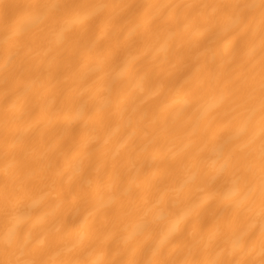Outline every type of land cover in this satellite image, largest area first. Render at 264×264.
Listing matches in <instances>:
<instances>
[{
    "label": "bare ground",
    "instance_id": "bare-ground-1",
    "mask_svg": "<svg viewBox=\"0 0 264 264\" xmlns=\"http://www.w3.org/2000/svg\"><path fill=\"white\" fill-rule=\"evenodd\" d=\"M0 264H264V0H0Z\"/></svg>",
    "mask_w": 264,
    "mask_h": 264
}]
</instances>
